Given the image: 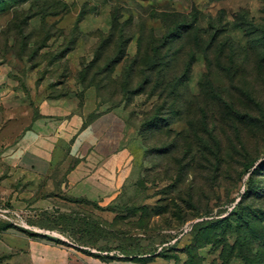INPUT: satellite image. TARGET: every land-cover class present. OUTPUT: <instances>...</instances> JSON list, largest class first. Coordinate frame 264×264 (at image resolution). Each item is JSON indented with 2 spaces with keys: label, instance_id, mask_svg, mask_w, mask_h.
Segmentation results:
<instances>
[{
  "label": "rangeland",
  "instance_id": "1",
  "mask_svg": "<svg viewBox=\"0 0 264 264\" xmlns=\"http://www.w3.org/2000/svg\"><path fill=\"white\" fill-rule=\"evenodd\" d=\"M139 47L160 50L182 75L173 104L135 95L144 80L134 63ZM1 66L0 155L15 135L2 112L19 118L34 90L54 98L73 89L81 99L94 89L101 110L123 108L133 121L135 175L123 208L130 223L85 221L95 236L117 238L103 247L108 253L124 250L117 240L131 234L124 260L133 264H243L231 251L243 241L237 216L224 219L250 187L257 193L243 207L264 213V0H0ZM151 112L156 126H142ZM25 211L0 223V234L30 235ZM211 221L208 237L199 227ZM263 229L256 223L249 234L254 257ZM2 239L25 247L13 235ZM7 259L0 255V264Z\"/></svg>",
  "mask_w": 264,
  "mask_h": 264
},
{
  "label": "crops",
  "instance_id": "2",
  "mask_svg": "<svg viewBox=\"0 0 264 264\" xmlns=\"http://www.w3.org/2000/svg\"><path fill=\"white\" fill-rule=\"evenodd\" d=\"M6 74L1 66L0 87ZM14 95L11 102L19 108L21 98ZM96 98L94 89L81 99L73 89L54 98L34 90L19 118L8 107L2 112L15 135L0 155V203L26 210L29 233L38 235L2 232L0 255H7V264H133L124 260L132 256L131 234L117 240L124 250L108 253L103 247L117 238L95 236L85 224L128 225L123 208L135 175L133 121L123 108L101 110ZM7 235L25 247L4 245Z\"/></svg>",
  "mask_w": 264,
  "mask_h": 264
},
{
  "label": "trees",
  "instance_id": "3",
  "mask_svg": "<svg viewBox=\"0 0 264 264\" xmlns=\"http://www.w3.org/2000/svg\"><path fill=\"white\" fill-rule=\"evenodd\" d=\"M115 23V22H114ZM112 23L114 26L115 24ZM122 41L117 43V49L120 52L118 55V62H121L124 59V51H122ZM138 55L136 59L134 60L135 65L140 68L142 72V76L144 77L143 82L139 86V88L136 90L135 95L138 93L144 94L146 91H148L150 96L157 97L159 100L161 99H173V102L175 101V94L178 91L180 81H182L180 78L182 75L177 73L175 67L173 64L168 63V58L166 56H162L161 53H159L160 50H156L154 47H147L146 49H141L139 47ZM103 55L102 47L100 48V52H98L96 60L100 61L101 58L100 55ZM167 60V61H166ZM190 62L186 65L184 71L186 78V74L188 73L190 69ZM131 85V82L129 85L123 84L120 85L121 89H124L127 91V87ZM94 87V85H92ZM96 86V85H95ZM90 88H87L85 90H88ZM96 93V91H95ZM97 97V95H96ZM155 110L159 109V106L154 107ZM153 109V110H154ZM152 113V112H151ZM147 114L144 117V122H142L143 125H147L149 127L156 126L154 119L156 114ZM148 122V123H147ZM256 194L253 190V188L247 189L246 193L242 195V197L239 199L235 207L233 208L232 212L226 217L224 220L229 222L230 217L232 215H236L238 219V229L239 232L243 233V241L237 240L234 244V246L231 248V251L236 250L237 251V258L240 259L243 264H264V240L259 239V242L261 243L258 248H254V251L258 254L257 257L253 256V248H250L252 239L249 235L254 228V225L257 223L259 224V227L262 229V225L264 224V213L257 214L255 210H253L251 207H243V204L245 203L246 199H250L253 197V194ZM259 201L264 200V194L259 195L258 198ZM221 223V222H220ZM211 224V225H210ZM210 225V226H208ZM216 225V222H205L202 226H200V230H205V234H208L212 232L214 226ZM264 230V229H263ZM31 236L38 237L36 234H30ZM211 235V234H210ZM140 262H145L146 260L141 259ZM138 261V262H139Z\"/></svg>",
  "mask_w": 264,
  "mask_h": 264
},
{
  "label": "built area",
  "instance_id": "4",
  "mask_svg": "<svg viewBox=\"0 0 264 264\" xmlns=\"http://www.w3.org/2000/svg\"><path fill=\"white\" fill-rule=\"evenodd\" d=\"M21 211H18L16 209H12L8 205H5L4 203H0V223H13L15 221L21 220ZM185 229L188 231V226H185Z\"/></svg>",
  "mask_w": 264,
  "mask_h": 264
}]
</instances>
